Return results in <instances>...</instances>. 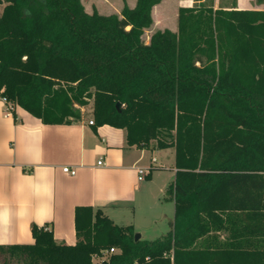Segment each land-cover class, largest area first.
Returning <instances> with one entry per match:
<instances>
[{
	"label": "trees",
	"instance_id": "16d2710c",
	"mask_svg": "<svg viewBox=\"0 0 264 264\" xmlns=\"http://www.w3.org/2000/svg\"><path fill=\"white\" fill-rule=\"evenodd\" d=\"M161 1L103 14L82 0H0L1 97L46 124L79 120L92 100L94 124L174 147L177 168L161 237L136 240L132 224L78 205L75 244L33 223L35 242L0 244V264H264V9L194 0L177 31L146 42Z\"/></svg>",
	"mask_w": 264,
	"mask_h": 264
},
{
	"label": "crops",
	"instance_id": "0c3cea01",
	"mask_svg": "<svg viewBox=\"0 0 264 264\" xmlns=\"http://www.w3.org/2000/svg\"><path fill=\"white\" fill-rule=\"evenodd\" d=\"M82 1L90 13L96 9L120 14L125 4L135 7L138 0ZM164 1L153 8V25L156 30L177 31L178 25L169 26L176 15L168 19L160 11ZM176 1L177 17L181 6L194 5V0ZM237 8L242 9L239 0ZM155 14L165 22L156 23ZM8 109L0 96V244H32V224L46 222L57 242L75 244L78 205L99 207L116 223L132 224L141 234L139 214L145 213L148 221L158 220L154 208L170 181L164 177L158 186L156 179L161 168L171 167L176 180L175 152L170 159L164 155L169 148L158 149L153 141L146 148L129 145L124 128L91 124L93 115L83 112L72 123L46 124L20 105L13 104L11 113ZM66 166L76 173L65 172ZM150 166H154L151 176L139 179V168Z\"/></svg>",
	"mask_w": 264,
	"mask_h": 264
},
{
	"label": "rangeland",
	"instance_id": "374dc122",
	"mask_svg": "<svg viewBox=\"0 0 264 264\" xmlns=\"http://www.w3.org/2000/svg\"><path fill=\"white\" fill-rule=\"evenodd\" d=\"M176 2H177L176 0H165L162 4H160V11L163 13L164 17L171 19L172 18L171 16L173 14L176 15V17L174 16L173 19L171 20L172 24L170 23L171 25H169L175 28L178 25L177 23L178 17H177V12L175 8ZM233 2L234 0H214V5L216 8H219V7L225 8L228 6L231 7L233 5ZM253 5L254 7L264 9V0H254V1L253 0H239V6L242 7V9H252ZM2 8L3 6L0 5V11H2ZM164 17H160L161 20H164L163 22H165ZM155 18L157 20L156 23L162 22L161 20H158L157 14H155ZM155 30L156 28L154 25L148 28L144 33V36H143L144 39L148 40L149 37L155 32ZM82 109H83L82 112L84 113L85 116L89 117L90 115H92L93 114V101L92 100L89 101V103L85 105L84 107H82ZM153 142L156 143V141H153ZM174 152H175L174 148H169L164 151V155L166 158L170 157L171 159ZM154 154H158V153L155 152ZM160 170H161L160 173H158L159 174L158 176L160 177H157L156 183H158V186H159V184L161 183L160 180L166 177L170 181V182H167L168 183L167 188H168V186L172 183V181L175 178V175H172V172L174 171V169L171 167H167V168H161ZM251 186L252 185L248 186L247 184H244L245 189H249ZM164 195L165 193L161 194L160 203H158V200H156L158 205H155L156 207L154 208L155 209L154 215H156L158 219L157 221H152L151 218H150V221H148L145 213H142L143 217H141L142 216L141 214L138 215V219L139 218L142 219L140 222L141 223L140 229L143 234H141L140 231L139 232L136 231V232L140 233L143 239L154 240V239H157L158 237H161L163 234L167 233L170 230V220L174 218V203L171 200H165ZM107 257H108V254L101 256V257L95 256L93 258V261L95 263H98L106 259ZM10 264H18V263L14 262Z\"/></svg>",
	"mask_w": 264,
	"mask_h": 264
},
{
	"label": "built area",
	"instance_id": "2783aa9c",
	"mask_svg": "<svg viewBox=\"0 0 264 264\" xmlns=\"http://www.w3.org/2000/svg\"><path fill=\"white\" fill-rule=\"evenodd\" d=\"M5 99V98H4ZM5 101H7L6 99H5ZM8 102V101H7ZM8 104H9V109H8V113H11V109L13 108V104L11 103V102H8ZM90 123L91 124H94V120L93 119H91L90 120ZM155 160V159H154ZM100 163V162H99ZM64 171L65 172H68V173H70V174H75L76 173V169H74V168H70V167H68V166H66V167H64ZM149 172V168H139V179H144L145 178V176H146V174ZM119 249H116V248H112V249H110V251H105L102 255H96L97 257H101V256H104V255H106V254H110V253H113V252H116V251H118ZM173 258V257H172ZM135 264H138L137 262L135 263Z\"/></svg>",
	"mask_w": 264,
	"mask_h": 264
},
{
	"label": "water",
	"instance_id": "95a60500",
	"mask_svg": "<svg viewBox=\"0 0 264 264\" xmlns=\"http://www.w3.org/2000/svg\"><path fill=\"white\" fill-rule=\"evenodd\" d=\"M121 106H122V103L119 101V102L117 103V107H118L119 110L121 109ZM140 238H141V234L136 232V234H135V239L138 240V239H140Z\"/></svg>",
	"mask_w": 264,
	"mask_h": 264
}]
</instances>
